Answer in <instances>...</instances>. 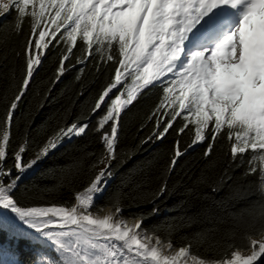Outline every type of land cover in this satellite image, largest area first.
I'll list each match as a JSON object with an SVG mask.
<instances>
[{
    "label": "snow or ice",
    "instance_id": "obj_1",
    "mask_svg": "<svg viewBox=\"0 0 264 264\" xmlns=\"http://www.w3.org/2000/svg\"><path fill=\"white\" fill-rule=\"evenodd\" d=\"M13 14L7 35H23L24 40L21 50H8L22 64L18 84L13 69L15 94L0 117V232L50 250L52 255L37 252L33 264H260L264 203L246 225L251 231H245L243 245L217 239L209 230L185 238L177 247L171 232L162 239L157 231L144 228L148 214L134 213L132 222L124 217L125 208L140 206L134 193L117 190L105 204L96 201L115 175L122 114L156 89L158 99L147 118L154 124L140 146L173 132L176 141L163 182L149 198L151 215L159 211L155 203L167 194L168 177L179 159L204 143L208 158L219 141L226 146L227 167L218 184L243 169L241 179L255 177L264 201V0H0V18ZM53 50L59 57L52 84L76 65L81 66L76 77L80 80L89 64L105 82L86 115L59 125L25 160L32 142L25 128L13 147V127L19 132L15 112L43 58ZM89 129L101 147L98 154L87 153V183L73 189L63 203L22 206L14 190L24 174L65 140ZM184 136L188 140L182 145ZM80 171L76 162L73 174ZM255 234L261 238H253ZM228 235L234 240L236 233ZM204 243L205 251L219 258L194 251ZM0 264L19 261L0 247Z\"/></svg>",
    "mask_w": 264,
    "mask_h": 264
},
{
    "label": "trees",
    "instance_id": "obj_2",
    "mask_svg": "<svg viewBox=\"0 0 264 264\" xmlns=\"http://www.w3.org/2000/svg\"><path fill=\"white\" fill-rule=\"evenodd\" d=\"M13 16L14 14L0 18V39H3L0 44V117L4 115L7 102L15 94L12 86L13 69L15 68L17 84L21 76L22 61L14 58L8 51L12 48L21 50L24 40L23 35H7ZM24 27L27 30V24ZM58 57L59 53L55 50L47 52L42 67L35 74L27 94L15 112L19 132L14 126L13 147H16L18 137L23 134L25 128L32 142L25 160L32 157L34 150L43 144L59 125L70 124L78 117L86 115L105 82L104 75L98 74L89 64L80 80L76 77L81 66L76 65L75 69L66 72L58 82L52 84L50 81L54 79ZM72 63L75 64V57ZM158 95L159 90L156 89L141 96L122 114L117 149L119 159L114 161L115 175L96 203L105 204L108 197L117 190H122L125 194L134 193L140 206L125 208L124 217L130 218L134 213L148 214L144 228L157 231L162 239L169 238L171 232L170 238L177 247L185 242V238L209 230L214 231L217 239L243 245L245 231H251L246 225L252 222V214L259 213L260 204L264 201L254 186L255 177L241 179L243 169L231 172L232 180L222 186L218 184L220 175L227 167L224 156L226 146L221 147L224 141L217 142L208 158L203 155L207 148V143H204L189 149L179 159L175 170L168 177L167 194L155 203L159 211L151 215L154 205L148 202L149 198L163 182V174L176 141L173 132L163 140H153L140 146L141 139L149 136L152 131L154 121L149 122L147 118L157 102ZM95 124L96 118H93L91 125L94 127ZM142 125L146 126L142 129ZM97 140L98 137L91 129L81 137L65 140L47 158L24 174L14 190L15 198L22 206L63 203L69 200L73 189H80L87 183V165L91 162L87 153H99L101 146ZM187 140V136L182 137L181 144L184 145ZM76 162L81 166L79 175L73 174ZM12 163L11 159L7 161L9 166ZM95 171H99V166ZM214 186L219 190L213 191ZM129 203L126 196L124 204ZM232 232L236 233L234 240L228 235ZM258 235H253V238ZM0 247L13 254L19 264H33L37 252L52 255L49 249L41 248L27 239H11L7 232H0ZM206 247V243L200 244L194 251L208 259L219 258L218 253L205 251Z\"/></svg>",
    "mask_w": 264,
    "mask_h": 264
},
{
    "label": "bare ground",
    "instance_id": "obj_3",
    "mask_svg": "<svg viewBox=\"0 0 264 264\" xmlns=\"http://www.w3.org/2000/svg\"><path fill=\"white\" fill-rule=\"evenodd\" d=\"M104 211H107V209H104ZM129 222H132L131 221V219H129ZM261 238V236L260 235H258L257 237H255V239H260ZM244 254H248V252L247 251H245V253Z\"/></svg>",
    "mask_w": 264,
    "mask_h": 264
},
{
    "label": "rangeland",
    "instance_id": "obj_4",
    "mask_svg": "<svg viewBox=\"0 0 264 264\" xmlns=\"http://www.w3.org/2000/svg\"><path fill=\"white\" fill-rule=\"evenodd\" d=\"M100 167H103V164L99 165V168H100ZM260 264H264V259H262V260L260 261Z\"/></svg>",
    "mask_w": 264,
    "mask_h": 264
}]
</instances>
